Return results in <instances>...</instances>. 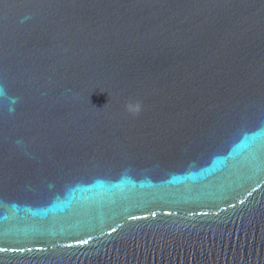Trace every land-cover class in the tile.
<instances>
[{"label":"water","instance_id":"obj_1","mask_svg":"<svg viewBox=\"0 0 264 264\" xmlns=\"http://www.w3.org/2000/svg\"><path fill=\"white\" fill-rule=\"evenodd\" d=\"M0 84V264H264V0H0Z\"/></svg>","mask_w":264,"mask_h":264},{"label":"clouds","instance_id":"obj_2","mask_svg":"<svg viewBox=\"0 0 264 264\" xmlns=\"http://www.w3.org/2000/svg\"><path fill=\"white\" fill-rule=\"evenodd\" d=\"M4 94H5V88L3 84H0V96H3ZM137 110H138V106H137Z\"/></svg>","mask_w":264,"mask_h":264}]
</instances>
